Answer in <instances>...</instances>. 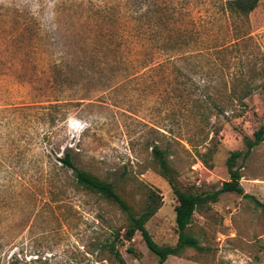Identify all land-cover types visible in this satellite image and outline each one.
I'll return each instance as SVG.
<instances>
[{
  "label": "rangeland",
  "instance_id": "rangeland-1",
  "mask_svg": "<svg viewBox=\"0 0 264 264\" xmlns=\"http://www.w3.org/2000/svg\"><path fill=\"white\" fill-rule=\"evenodd\" d=\"M227 2L0 0V264H116L115 250L127 264H264L254 199L264 202V141L238 161L254 198L227 192L196 211L189 229L204 249L163 263L140 231L126 240L125 214L59 160L70 148L137 209L155 189L163 202L146 227L158 244H176L177 198L150 145H170L183 188L213 191L229 178L230 153L264 127V0L247 16ZM142 40L150 66L99 67L116 44L129 57ZM246 86L244 101L230 94ZM210 97L222 107L203 118Z\"/></svg>",
  "mask_w": 264,
  "mask_h": 264
},
{
  "label": "trees",
  "instance_id": "trees-1",
  "mask_svg": "<svg viewBox=\"0 0 264 264\" xmlns=\"http://www.w3.org/2000/svg\"><path fill=\"white\" fill-rule=\"evenodd\" d=\"M260 0H228L227 8L232 13L249 15L259 4ZM127 45H129L127 43ZM151 44L148 41H136L131 45V55L125 57L122 53V44H116L114 47L116 54L113 59L106 62L103 60L99 67H106L112 65L123 69H131L139 71L151 65L155 54H149ZM158 55L164 53L168 48L156 46ZM167 51V50H166ZM153 64V63H152ZM61 76V72L57 71L54 74L55 79ZM237 81H240L238 79ZM236 87L237 82H234ZM231 88L230 94L234 99L244 101V99L251 93L248 86H246L241 93L236 88ZM211 104L208 106V112H202L203 118H209V113H213V109H221L214 97H210ZM208 102V101H207ZM209 102V103H210ZM51 107L56 104L50 103ZM203 106V104H201ZM213 107V108H212ZM264 141V127L259 128L253 133V136H245L244 147L242 149L234 150L227 158V168L229 178L222 182V185L213 191L195 190L193 188H183L178 179V172L170 161L171 147L169 144L162 145L154 141L150 147L152 148V162L155 164L158 172L168 181L176 198L177 204L175 206L176 225L178 229V240L174 245H160L152 237L151 233L146 227V223L155 215V213L162 206L163 197L155 189L148 188L146 191V201L141 209H137L134 204L128 199L124 188L118 189L115 182L103 179L98 175L79 167L75 162L73 151L67 148L63 152V156L59 158L62 166L71 170L74 180L80 188L99 194L108 201L115 204L126 216L127 224L123 237L131 241L137 231H140L148 248L159 257V262H165L169 256H180L185 249L191 248L195 250H203L204 247L200 243L198 237L190 232V224L192 223L194 213L196 211H203L210 208L212 203L219 200L223 193L234 192L242 194L245 197L254 198L251 194L245 192L241 184L242 172L241 167L238 166L239 159L245 160L253 151L254 147ZM209 153L202 155L203 161L208 163ZM257 205L264 210V202L254 198ZM129 251H133L130 248ZM116 264H127L122 254L115 250Z\"/></svg>",
  "mask_w": 264,
  "mask_h": 264
}]
</instances>
